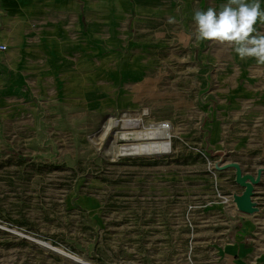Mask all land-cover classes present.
<instances>
[{
  "label": "rangeland",
  "instance_id": "obj_1",
  "mask_svg": "<svg viewBox=\"0 0 264 264\" xmlns=\"http://www.w3.org/2000/svg\"><path fill=\"white\" fill-rule=\"evenodd\" d=\"M182 1L188 12L130 18L102 45L91 32L9 23L0 2V264H84L53 248L90 264H232L226 247L245 236L264 250V65L190 39L194 10L227 0ZM225 79L241 102L225 105ZM218 110L228 142L247 144V171L237 164L258 178L254 214L236 208L242 187L210 148ZM108 117L119 133L169 121L170 148L108 155L135 142L98 139Z\"/></svg>",
  "mask_w": 264,
  "mask_h": 264
},
{
  "label": "crops",
  "instance_id": "obj_2",
  "mask_svg": "<svg viewBox=\"0 0 264 264\" xmlns=\"http://www.w3.org/2000/svg\"><path fill=\"white\" fill-rule=\"evenodd\" d=\"M0 2L6 21L9 23L13 22V16H15L36 20L34 30H79L80 34L87 36L91 32L90 37H95L92 41L97 45H102L105 37H108L111 43L119 38L116 34L113 37V32L119 31L123 22L130 18L133 22H137L153 14L166 13L170 9L175 14L180 11L188 12V7L183 6V1L177 6L178 0H0ZM112 27L114 30L109 32V28L112 29ZM7 28L11 27L8 25ZM221 94L224 96L225 105L230 99L241 102L245 97L242 90L231 79H225ZM216 112L210 148L215 153L227 156L223 166L237 162L242 166V171L246 172L247 170L243 168L245 164L240 158L246 154L247 144L238 138L228 142L226 121L222 114L224 111ZM182 147L187 149L184 145ZM173 157L171 155L165 158ZM226 167L228 170L225 173L234 175L232 168ZM226 251L228 257L232 256V264H264V250L254 248L249 237H241L238 241L230 243Z\"/></svg>",
  "mask_w": 264,
  "mask_h": 264
},
{
  "label": "clouds",
  "instance_id": "obj_3",
  "mask_svg": "<svg viewBox=\"0 0 264 264\" xmlns=\"http://www.w3.org/2000/svg\"><path fill=\"white\" fill-rule=\"evenodd\" d=\"M195 46L211 41L230 48L241 60L253 58L264 65V33L257 30V23L264 25V8L260 0H227L219 10L209 6L195 9L192 17ZM168 17L167 23H176Z\"/></svg>",
  "mask_w": 264,
  "mask_h": 264
},
{
  "label": "bare ground",
  "instance_id": "obj_4",
  "mask_svg": "<svg viewBox=\"0 0 264 264\" xmlns=\"http://www.w3.org/2000/svg\"><path fill=\"white\" fill-rule=\"evenodd\" d=\"M139 121H140L139 119H132V120L125 119L124 124H132V127H137ZM116 123L117 120H114L110 117L106 118V120L103 121L102 126L100 128L98 139H101L105 134L110 133L111 135L119 134L121 137L125 139H128L130 136H134L135 142L123 143L117 147V150L114 149V145L111 143L112 144L111 147L106 151L108 155L115 154L116 156H124V155L158 156L161 153L167 152L168 149L170 148V138H171L172 129L171 127H169L170 125H168V127H165L164 121L151 122L145 127L143 126L141 130H132V131L124 130L121 131L120 133L119 131L113 130L114 126H116ZM45 245L46 247H51L47 243ZM53 250H55L56 252L62 255L68 256L64 251L58 248H53Z\"/></svg>",
  "mask_w": 264,
  "mask_h": 264
},
{
  "label": "water",
  "instance_id": "obj_5",
  "mask_svg": "<svg viewBox=\"0 0 264 264\" xmlns=\"http://www.w3.org/2000/svg\"><path fill=\"white\" fill-rule=\"evenodd\" d=\"M226 166L234 168V181L240 187H242V191L239 194L233 196V202L236 208L243 213H249V214L255 213L257 210V207L255 205V202L252 200V195H253V190H254V184L257 182L258 178L254 177L253 175L249 173H243L241 171L240 166L237 164V162H231L227 164ZM66 254L74 262H77V263L81 262L84 264H89L87 260L85 259H81L70 253H66Z\"/></svg>",
  "mask_w": 264,
  "mask_h": 264
},
{
  "label": "built area",
  "instance_id": "obj_6",
  "mask_svg": "<svg viewBox=\"0 0 264 264\" xmlns=\"http://www.w3.org/2000/svg\"><path fill=\"white\" fill-rule=\"evenodd\" d=\"M6 48H7V46L5 44L0 43V51H5ZM168 125L172 126V124L169 121H166L165 127H168ZM204 157L206 158L205 155H204ZM208 164H209V162H208ZM213 175L215 176V174H213ZM214 188L216 189V184H214ZM218 196L222 199V202H228L229 201V198L228 197L226 198V196H222V195H219V194H218Z\"/></svg>",
  "mask_w": 264,
  "mask_h": 264
}]
</instances>
